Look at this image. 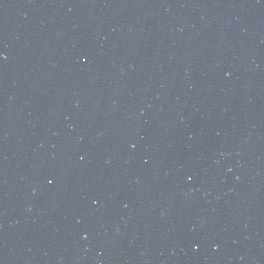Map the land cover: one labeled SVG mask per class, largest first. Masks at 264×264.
Segmentation results:
<instances>
[{
	"label": "water",
	"instance_id": "obj_1",
	"mask_svg": "<svg viewBox=\"0 0 264 264\" xmlns=\"http://www.w3.org/2000/svg\"><path fill=\"white\" fill-rule=\"evenodd\" d=\"M0 264H264V0H0Z\"/></svg>",
	"mask_w": 264,
	"mask_h": 264
}]
</instances>
